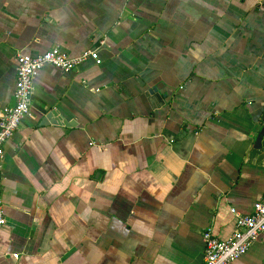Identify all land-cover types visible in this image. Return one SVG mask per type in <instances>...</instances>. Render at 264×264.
Wrapping results in <instances>:
<instances>
[{"label":"crops","instance_id":"crops-1","mask_svg":"<svg viewBox=\"0 0 264 264\" xmlns=\"http://www.w3.org/2000/svg\"><path fill=\"white\" fill-rule=\"evenodd\" d=\"M58 47L4 144L0 264H202L264 194V0H0L16 55ZM229 264H264V233Z\"/></svg>","mask_w":264,"mask_h":264},{"label":"built area","instance_id":"built-area-1","mask_svg":"<svg viewBox=\"0 0 264 264\" xmlns=\"http://www.w3.org/2000/svg\"><path fill=\"white\" fill-rule=\"evenodd\" d=\"M85 60L100 64L101 58L98 50L96 48L85 49L74 57L66 55L58 47H52L38 55L17 53L14 102L0 108V228L5 224L1 174L4 144L30 113L34 78L46 65L68 73ZM233 213L235 214V229L229 238H219L210 229L203 233L202 264H229L245 254L258 236L264 233V194L253 203L251 212L241 213L233 210Z\"/></svg>","mask_w":264,"mask_h":264},{"label":"water","instance_id":"water-1","mask_svg":"<svg viewBox=\"0 0 264 264\" xmlns=\"http://www.w3.org/2000/svg\"><path fill=\"white\" fill-rule=\"evenodd\" d=\"M263 134H264V125H263L262 128L259 130V132H258V134H257V136H256L255 142L257 143V145H258V143H260Z\"/></svg>","mask_w":264,"mask_h":264}]
</instances>
